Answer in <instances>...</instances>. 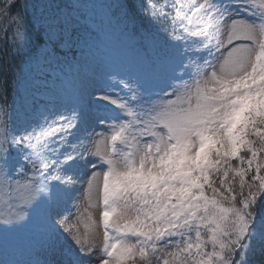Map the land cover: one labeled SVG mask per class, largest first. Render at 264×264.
Segmentation results:
<instances>
[{"label": "rangeland", "instance_id": "rangeland-1", "mask_svg": "<svg viewBox=\"0 0 264 264\" xmlns=\"http://www.w3.org/2000/svg\"><path fill=\"white\" fill-rule=\"evenodd\" d=\"M28 1L44 40L35 56L25 53L14 21L0 24L11 34L17 83L2 121L10 119V142L23 141L6 174L15 171L12 183L38 182L43 195L44 243L19 264H188L180 236L147 247L131 236L114 249L109 226L136 220L150 228L158 216L155 205L120 200L115 191L141 178L162 180L173 167V138L183 140L192 161L199 131L236 157L235 127L245 113L264 109V0H143L148 14L142 0H131L137 16L130 36L113 0ZM11 65L4 60L3 69ZM140 83L158 96L149 104L155 128L141 132L131 93ZM120 140L129 142L126 150L117 149ZM0 154L7 164L1 147ZM238 164L240 176L249 166ZM261 178L257 172L253 181L264 192ZM219 235L214 223L216 249L208 248L206 264H228L218 261L226 245ZM4 259L0 252V264Z\"/></svg>", "mask_w": 264, "mask_h": 264}, {"label": "trees", "instance_id": "trees-1", "mask_svg": "<svg viewBox=\"0 0 264 264\" xmlns=\"http://www.w3.org/2000/svg\"><path fill=\"white\" fill-rule=\"evenodd\" d=\"M142 3L148 14L146 3L143 0ZM32 12V4L28 0H0V20L7 23L16 15L20 26H23L26 48L34 54L43 41L33 26ZM112 12L125 16L126 29L129 36L132 35L135 32L133 19L137 16L132 1L117 0ZM135 37L139 39V35ZM8 45L7 32H0V105L3 107L0 118L11 107L10 92L14 87L12 69H3L4 60H10ZM11 63H14L12 59ZM7 75L11 78L9 82L4 81ZM141 95L139 101L144 114L142 126H148L154 116L147 109L152 94L141 87ZM146 95H149L148 100L145 99ZM7 126L8 123L4 121L3 128ZM235 134L237 157L231 158L214 144L207 132H197L195 143L199 151L193 161L189 155L190 149H186L181 139L174 138L175 159L179 164L176 173L170 174L165 182L144 181V189L140 188L143 183L140 179L137 180L140 187L131 184L121 190L122 195L133 202L147 196L150 202L170 206L173 214L183 213L184 221L194 234V245L188 248L193 264L204 262L208 254L206 249L213 247L209 236L214 223H218L220 238L226 244L220 251V259H225L229 264L242 261V258L244 264H264V237L261 233L264 231V192L253 181L257 172L264 179V109L245 113L235 128ZM2 146L7 153H12V145L6 134L3 135ZM16 146L19 148L21 144L17 142ZM240 160L248 161L249 168L239 176L236 172L240 169ZM5 166L0 159V251L8 258L7 263L19 264L20 260L25 261L20 257H25L35 247L33 240L38 242L44 239L41 233L32 230V225L41 221L36 205L41 203L43 195L32 183L33 187H27L13 181L14 189ZM172 181L176 183L170 184ZM7 183L12 186L13 196L16 195V209H11V193L7 192ZM145 188L148 189L146 194L142 191ZM17 193L22 194L20 197L23 201H18ZM249 196L260 197L252 207L245 204ZM21 205H24V209ZM4 231L9 235L4 237ZM29 232L33 234L32 237L28 236ZM118 233L122 232L119 230Z\"/></svg>", "mask_w": 264, "mask_h": 264}]
</instances>
